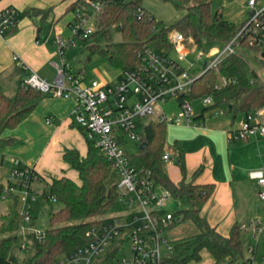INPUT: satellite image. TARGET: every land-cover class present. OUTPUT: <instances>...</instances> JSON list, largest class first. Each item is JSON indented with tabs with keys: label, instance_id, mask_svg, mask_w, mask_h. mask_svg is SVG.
Segmentation results:
<instances>
[{
	"label": "trees",
	"instance_id": "1",
	"mask_svg": "<svg viewBox=\"0 0 264 264\" xmlns=\"http://www.w3.org/2000/svg\"><path fill=\"white\" fill-rule=\"evenodd\" d=\"M179 1V7L185 10V14L169 28L157 22L152 14L141 6L139 0H76L66 7L64 14H72L67 23L70 28L75 14L84 4H100L95 19L96 30L87 38H83V41L86 42L96 33H100L106 40L105 46L101 48L92 44L89 46V53L104 57L118 71L136 69L139 65L137 53L144 47L169 48L168 34L172 30L180 32L186 39L191 38L197 47L202 48L203 39L220 44L229 42L241 26L223 20L218 12L211 9L212 0ZM21 15L36 22L37 41L43 36L46 28L52 27L56 22L52 7L28 8L23 10ZM115 24L121 29L122 41L119 43H112L108 33L109 27ZM152 27L156 28V32H151ZM79 35L78 33L76 36ZM241 42L244 44L239 53L229 55L215 67L205 70L187 94V99L192 103L207 95H211L213 100L211 106L201 109L196 115L197 125L201 124L204 116L213 115L218 111L219 106H225L232 120L238 113L247 116L264 109V80L249 67L247 61L248 51L258 53L243 40ZM60 50L64 55V48ZM259 60L264 64V58L259 56ZM72 74L77 79L86 77L80 71ZM221 79H224V83H221ZM218 83L221 85L215 89ZM43 96L40 91L22 85L14 97L0 90V135L5 130L17 127ZM73 125L76 126L74 123ZM166 127L164 123L155 122L143 125L138 150L128 155L132 165L137 169L149 170L155 182L185 206L173 213L175 218H179L174 225L190 221L196 228V233L190 237L178 241L171 240L172 250L167 253L163 262L189 264L199 261L201 251L206 250L212 258V264H251L249 259L243 256L242 231L238 224H233L228 235L223 236L200 215L201 207L212 194L214 186L195 182L202 166L193 172L190 180H186L183 155L176 143L171 150L176 155L175 164L179 168L181 179L174 183L167 176L165 163L162 161V155L165 149H168L165 139ZM81 132L85 138L84 132ZM85 141L87 150L84 156L76 149H65L62 155L64 162L77 173L78 182L67 176L50 180L48 192H43V195L53 197L60 204V208L50 214V226L44 230V236L40 240L32 234L25 236L27 244L22 252L19 248L23 237L19 229L23 225V215L16 209L18 195L7 194L5 199H11L14 204L8 213L0 218V264H52L60 256L86 244L87 230L97 224L101 217L119 211L117 172L100 149L86 138ZM10 142L11 140L0 139V146ZM142 143L147 146L140 150ZM8 184V180L0 183V195ZM65 222L72 223L60 225ZM33 225L34 217L30 223V226ZM17 253L22 254V257L19 258ZM106 257L108 255H102L92 264H103L107 261Z\"/></svg>",
	"mask_w": 264,
	"mask_h": 264
},
{
	"label": "built area",
	"instance_id": "2",
	"mask_svg": "<svg viewBox=\"0 0 264 264\" xmlns=\"http://www.w3.org/2000/svg\"><path fill=\"white\" fill-rule=\"evenodd\" d=\"M86 5L94 8L93 18L96 19L100 4L88 2ZM246 7L252 14L247 15L236 35L224 43L221 49H213L206 54L205 66L203 63L197 68L201 54L193 62L186 59L190 50L197 47L196 44L176 30L168 34L169 48L144 47L137 53L138 67L120 71L115 83L94 79L87 84L84 81L86 77H74L70 65L64 60L60 66H56L55 80L47 83L17 56H13L15 67L27 73L21 82L23 87L53 97L73 96L72 122L84 132L88 141L105 154L118 176L117 192L121 214L101 217L97 224L87 230L86 244L60 256L52 264H92L105 254L108 257L103 264H166L163 260L172 250V243L167 235L179 218L165 211L163 204L173 198L155 182L149 170L137 169L131 164L125 145L129 140L138 145L143 125L150 122L174 127L198 126L195 121L198 112H195L193 103L187 99L196 79L225 57L239 53L243 49L242 40L255 48L258 54L264 53V6L256 9V0H248ZM19 15L13 8L0 9L1 37L16 29ZM90 18L86 13L77 12L70 26L72 34H82L83 38L91 35L93 30L86 27ZM151 32H156V28L152 27ZM57 43L59 49H65L61 39H57ZM60 55H63L62 50ZM222 82L224 83V79H221ZM220 85L218 83L215 89ZM200 101L203 108L213 104L211 95L202 97ZM169 102L175 103L177 111L167 117L162 106ZM261 112L245 116L234 138L243 140L264 136V124L257 119ZM220 113L222 111L214 112ZM48 122L47 120L46 123ZM171 160V152L165 149L162 161L166 163ZM9 175V184L0 198L5 199L7 194L12 193L21 194L24 200H33L36 175L32 169L22 165L18 159H12ZM249 178L256 184L258 199L264 202V170L250 172ZM46 199L55 201L53 197ZM30 211L29 205H23L20 211L23 222L29 226L32 221ZM121 219L124 221L120 222ZM25 224L19 229L23 237L19 248L21 252L26 248L27 234L40 240L45 233L39 230L29 233ZM240 230L250 231V238L256 241L254 245L249 244L247 249L250 254L248 259L253 264L258 242L261 241L264 245V225L255 219L240 225ZM125 244H129L127 251L124 249Z\"/></svg>",
	"mask_w": 264,
	"mask_h": 264
},
{
	"label": "crops",
	"instance_id": "3",
	"mask_svg": "<svg viewBox=\"0 0 264 264\" xmlns=\"http://www.w3.org/2000/svg\"><path fill=\"white\" fill-rule=\"evenodd\" d=\"M72 2L74 0H8L0 6V9L13 8L20 14L16 29L5 37L0 36L2 92L14 97L24 76L27 75L15 67L14 55L40 79L47 83L55 80L56 66H60L64 60L57 43V39L61 38L60 30L55 28L56 22L52 27L46 28L43 36L37 41L36 22L21 13L28 8L52 7L56 21ZM71 18L72 16L69 21ZM73 108V96L62 98L44 95L17 127L3 131L0 139L11 140L9 144L1 146L0 162L7 163V172L10 170L11 160L18 159L22 165L33 170L36 175L34 182L42 181L47 187L51 179L61 176L78 182L77 173L62 158L65 149H76L82 156L87 150L81 130L72 123ZM261 111L257 119L264 124V110ZM223 114L224 112L206 115L198 126L172 127L178 132L179 140L175 143L183 155L186 180H190L193 172L202 166L195 182L214 186L212 194L201 207L200 215L218 233L227 236L233 224H244L237 201L243 197L246 175L249 178V173L254 170L251 167L242 169L235 163L236 155L243 146L235 145L237 139L234 138L236 131L232 128L233 121L223 117ZM170 152L172 160L165 163L164 170L169 179L176 183L181 179V174L174 163L177 160L176 155L172 150ZM9 209L10 207L5 206L0 212V218L5 216Z\"/></svg>",
	"mask_w": 264,
	"mask_h": 264
},
{
	"label": "rangeland",
	"instance_id": "4",
	"mask_svg": "<svg viewBox=\"0 0 264 264\" xmlns=\"http://www.w3.org/2000/svg\"><path fill=\"white\" fill-rule=\"evenodd\" d=\"M7 1L8 0H0V6L4 5ZM247 1L248 0H212L211 9L218 12L223 20L232 23L235 26H240L247 19L249 11L246 7ZM74 2H76V0H74ZM139 2L141 6L149 11L154 19L157 22H160L165 28H169L185 14V10L182 7H179V0H139ZM261 6H264V0H256V9ZM78 13H86L91 16L86 27L92 29L94 32L96 30V21L93 18L95 13L94 8L91 5L84 4L82 9L78 10ZM70 16H72L70 13H63L58 16L55 26V28L60 30L59 37L65 44V49L63 51L64 60L68 62V64L72 67V70H75V72L80 71L85 74L86 78L84 81L87 84L94 79L115 83L120 75V71L113 68L104 57L89 53V46L92 44L103 48L106 43L105 38L100 33H96L92 38H89L86 42H84L82 34L75 36L72 34L71 29L66 26V22L69 21ZM108 33L112 43H119L122 41L121 29L119 25H111L108 29ZM202 43V48H192L186 56L187 60L193 62L199 54L202 55V58L198 65H196V68L200 67L205 61H207V58L205 57L206 54L213 49H221L223 45L217 42H210L206 39H203ZM259 56L261 55L248 51L247 61L249 67L257 73L261 80H264V64L260 62ZM162 107L165 110L167 117L169 114L177 111L174 102L164 104ZM193 108L195 112H199L203 108L200 99L193 102ZM217 110L224 112L223 117H228L232 120V117L227 113L225 106H219ZM244 116L245 115L242 113H238L235 116L232 120L233 130L237 131L240 128ZM173 127H166L167 130L165 139L166 147L169 151L171 150L173 144L179 140V137L177 136L178 132ZM234 143L235 145H239L241 147L243 146L239 154L237 153L236 155L235 163L237 166L242 169L251 167L252 170H264V136H255L248 138L247 140H235ZM125 150L129 154L135 153L138 150V145L129 140L125 145ZM1 155L2 147L0 146V158ZM243 172L244 174L246 173L245 171ZM7 179H10V175L9 172H7V163L3 162L0 164V183H4ZM33 188L35 193L33 200H24V197L21 194H18V201L16 204V209L18 211H21L23 205L30 206V214L34 217V225L29 226V224H25L23 222V224L27 226V232L29 233L37 230H46L50 226V214L52 212H56L60 208L59 203L56 201H50L43 195V192H48V187L44 184V182H34ZM237 203L240 206L239 211L242 216L241 221H244V224H248L251 220L254 221L255 219H258L261 221V224L264 225V202H261L258 199L255 182L249 180L247 175L245 182L243 183V197L240 201H237ZM13 204L14 203L11 199L0 198V212H2L5 206L10 208L13 207ZM184 207L185 206L183 204L175 199H169L163 204V209L170 213H175ZM117 214L121 213L119 211L111 213V215ZM123 221L124 219L120 220V222ZM72 222L60 223V225H66ZM20 232L21 230H19V233ZM195 233L196 228L190 221H182L174 225L168 232L167 236L170 240L178 241L190 237ZM242 240L243 256L244 258H249L250 254L247 251L248 245H254L256 241L250 238V231L242 232ZM128 245L129 244L124 245L125 251H127ZM17 254L19 255V258L22 257V254ZM200 256L201 258L199 261H193L189 264H212V258L206 250H202ZM262 256H264V245H262V242L260 241L257 245L256 256L253 264H264V258H262Z\"/></svg>",
	"mask_w": 264,
	"mask_h": 264
},
{
	"label": "water",
	"instance_id": "5",
	"mask_svg": "<svg viewBox=\"0 0 264 264\" xmlns=\"http://www.w3.org/2000/svg\"><path fill=\"white\" fill-rule=\"evenodd\" d=\"M252 14V11H248V15H251ZM261 57L264 58V53H261ZM205 66V63L203 64ZM147 145L145 143H142L140 145V150H143Z\"/></svg>",
	"mask_w": 264,
	"mask_h": 264
}]
</instances>
